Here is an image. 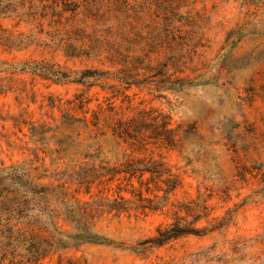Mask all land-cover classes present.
I'll use <instances>...</instances> for the list:
<instances>
[{
    "label": "rangeland",
    "instance_id": "obj_1",
    "mask_svg": "<svg viewBox=\"0 0 264 264\" xmlns=\"http://www.w3.org/2000/svg\"><path fill=\"white\" fill-rule=\"evenodd\" d=\"M169 1L158 15L162 0H128L137 15L103 21L118 35L90 32L92 21L76 34L85 47L89 35L100 47L117 41L139 55L163 49L150 54L158 60L130 68L65 55L48 34L56 31L55 15L0 16V34L22 43H0V60L49 62L68 72L123 68L144 79L129 88L106 77L89 86L0 71V166L26 162L45 182L59 183L65 178L56 181L58 173L93 162L108 169L89 189L70 186L81 200L122 196L155 207L104 215L96 228L115 243L64 247L40 264H264V0ZM84 17L71 20L80 27ZM144 165L154 172L140 171ZM174 180L177 187L166 193ZM195 217L201 234L145 255L128 249L178 218Z\"/></svg>",
    "mask_w": 264,
    "mask_h": 264
},
{
    "label": "trees",
    "instance_id": "obj_2",
    "mask_svg": "<svg viewBox=\"0 0 264 264\" xmlns=\"http://www.w3.org/2000/svg\"><path fill=\"white\" fill-rule=\"evenodd\" d=\"M169 2L175 6L180 3H175L178 1L174 0ZM160 5L162 8L158 15H165V0H162ZM170 8V13L175 14L172 6ZM137 14L135 3L131 4L128 0H0L1 17L19 15L33 21L36 17H44L43 15H55L53 26L56 31H50L48 34L58 38V44L65 55L98 58L108 61L113 66L123 65L126 68H130L132 63L138 60L149 58L151 63L158 60L151 55L158 54L163 49L155 47L139 55L130 49H120L117 41H109L100 47L96 45L98 38L92 39L95 36L89 35L83 36L85 47L76 43L82 42L76 38V34L85 33L92 21L95 25L89 29L90 32L99 35H118L113 28L106 30L102 27L105 20H108L110 15H117L116 22H119L122 15ZM63 15L71 16L66 17L70 21L67 20L66 25L61 27ZM76 15L85 16L80 27L71 20ZM188 20L193 23L194 17L190 15ZM108 27H112V24ZM21 37L22 35L17 38ZM0 43L11 49L22 47L20 41L17 43V40L9 35L0 34ZM28 43L26 42L24 46ZM159 63L165 67L164 62ZM55 66L56 64L49 62L8 63L0 60V71L15 68L21 72H39L56 80L74 81L89 86L101 84L100 80L105 77L123 81L127 88L144 82V79L140 81L133 79V72L128 71L129 69L122 68L119 72L111 73L101 69L68 72ZM91 78L93 80H90ZM35 169L26 162L0 166V264H40L44 257L64 247L84 243L113 244L115 243L113 239L96 228L104 215L130 213L131 210L145 214L147 208H155L142 204L134 205L132 200L122 196L113 199L99 197L81 200L70 191V186L76 184L78 187L89 189L96 181L103 179L108 169L93 162H85L70 173H58L56 181L65 178V181L59 183L45 182L44 174L36 173ZM109 169H114L111 172L113 175L117 172L114 167ZM139 170L154 172L148 165L140 167ZM177 185L178 182L174 180L166 193L174 190ZM137 196L138 201L145 200L141 193ZM197 220V217L191 220L178 218L171 225L159 228L155 236L142 240L128 249L145 255L173 239L189 234H201L202 229L196 225Z\"/></svg>",
    "mask_w": 264,
    "mask_h": 264
}]
</instances>
